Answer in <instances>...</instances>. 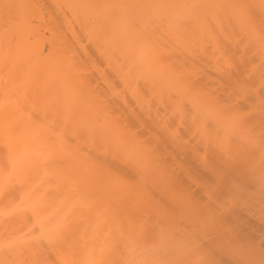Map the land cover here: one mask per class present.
Listing matches in <instances>:
<instances>
[{
	"label": "bare ground",
	"instance_id": "6f19581e",
	"mask_svg": "<svg viewBox=\"0 0 264 264\" xmlns=\"http://www.w3.org/2000/svg\"><path fill=\"white\" fill-rule=\"evenodd\" d=\"M249 3L247 0H0V264H164L165 258L160 257L166 251L163 245L160 248L164 252L159 250L158 256L153 255L160 259L154 260L145 254L147 247L145 251L137 247L136 240L142 222L139 219L145 217L142 215L151 208L154 213L147 212L146 216L148 213L155 216L157 212L160 216L159 211L162 212V192L159 190L162 196L156 205L157 198L150 195L155 192L149 189L151 186L157 189L162 178L171 184L168 187L163 182V187H168L170 193L174 186L179 187L202 215L236 221L241 226L237 235L248 242L255 240L254 227L245 226L254 219L243 221L244 210L226 203L228 197L238 201L240 194L244 195L242 191L264 195V179L261 182L258 179L259 184L253 186L247 182L248 177L255 179L253 174L264 169L263 166L259 170L261 162L256 160L264 162V145L259 141L264 140V133L254 123L264 118V86L259 84L264 77V22L250 25L254 16L250 14L258 4L253 0ZM144 94L145 98L154 95L155 107L158 100L169 105L167 98L174 105L179 102L175 101L176 96L188 97L184 100L189 102H184L194 111L181 103L190 112L184 109V116L190 114L184 121L193 124L184 121L183 124L192 130L182 131L189 133L187 137H192L194 145L186 140L181 143L179 136L170 132L173 122L182 118L179 117L182 110L176 115L179 118L168 116L176 121L173 117L168 121L165 119L168 114L162 116L165 106L159 105L163 109L156 108L160 110L157 112ZM170 105L168 110L176 106ZM211 108L217 110L214 112L217 115L208 112ZM206 119L213 121L209 124ZM204 120L208 123L205 129L200 126L191 133L194 126L204 125ZM162 127L169 129L168 135ZM246 133L247 139L242 137ZM83 135L91 146L88 142L84 146ZM98 135L105 145L114 137L115 142L112 139L109 142L115 143L114 149L104 148L107 154H113L115 151L111 150L119 146L120 151L116 149L112 159L115 161L118 156L116 161L120 165L104 153L106 150L103 152L101 140L96 139L101 147L95 142L102 151L95 145L92 147ZM178 140L179 145L173 144L177 147L182 144L186 149L175 148L178 154L183 151L179 160L178 154L169 150L172 142ZM133 142L138 144L135 150ZM208 142L212 146H207ZM215 142L216 148L212 144ZM141 146L145 153L137 152H141ZM151 154L156 158L153 156L149 161ZM143 155L149 158L145 165L141 163ZM246 156H251V161ZM248 159L249 166L254 163L251 171L244 165ZM185 173L194 176L191 180L180 179ZM179 188L174 189L176 196ZM174 195L169 197L174 200L170 204L177 205L183 198ZM245 196L249 195H244L243 200ZM149 197L155 200L151 204ZM135 201L139 206L133 209ZM145 203L144 213L141 208ZM118 211L126 212L119 213L122 219ZM130 212L132 216L139 215L138 220ZM130 217L137 223L130 221ZM151 218L146 219L147 224L143 223L149 225ZM115 219L121 222L120 227ZM127 221L133 222L130 231L133 239L135 234L136 243L129 234H120L119 228L129 227ZM161 224L151 223L150 228L143 225L150 232H142L140 226L143 239L148 232L155 233L153 237L159 234L157 237L161 239L160 233L169 228L167 225L162 228ZM127 228L124 232L130 229ZM134 229L137 231L133 233ZM168 231L171 233L170 228ZM190 235L191 232L182 234L181 239L174 241L177 243L174 253L177 251L179 257L170 255V264L191 257L180 251L192 244ZM157 237L155 246L160 241ZM141 241L145 240L139 241L142 247ZM192 248L193 245L187 251ZM166 252L164 255L171 254ZM189 258L180 264L187 261L196 264L193 257Z\"/></svg>",
	"mask_w": 264,
	"mask_h": 264
},
{
	"label": "rangeland",
	"instance_id": "374dc122",
	"mask_svg": "<svg viewBox=\"0 0 264 264\" xmlns=\"http://www.w3.org/2000/svg\"><path fill=\"white\" fill-rule=\"evenodd\" d=\"M247 1H248V3L250 2V0H247ZM251 1H252V0H251ZM253 2L255 3V5L258 4L257 6H255L256 8L258 7V9L256 10V8H255V11L252 12V13L250 14V15H254V16L252 17V22L250 23L251 26H254V25H256V24L259 23V22H264V21H263V20H264V0H260V1H259V0H253ZM251 3H252V2H251ZM254 3H253V5H254ZM249 4H250V3H249ZM250 6H251V5H250ZM253 7H254V6H253ZM251 9H252V6H251ZM250 20H251V18H250ZM262 77H263V76H262ZM257 81H258V80H257ZM259 81H261V82H259ZM259 81H258L259 84H261L260 87H261V86L263 87V86H264V85H263V84H264V82H263V81H264V77L262 78V80L259 79ZM262 83H263V84H262ZM259 84H258V86H259ZM261 94H262V93L259 94V97L262 96ZM179 95H180V94H179ZM246 95H247V94H245L244 96H246ZM263 95H264V93H263ZM152 96H153V97H152ZM145 97H146V95L144 94V98H145ZM149 98H150V99H149ZM152 98L155 100L154 95H151V96L149 95L148 98H145V99L151 100V105H152V102H154V101H152ZM186 98H188V97H187V96H184V95H183V97H182L181 95H180L179 97L176 96V97L174 98L176 102H177V100H179V102L182 101V102H180V103H179V102L175 103L176 106H174L175 104H174V105H170V104H171L170 102H171L172 100L169 101V100H167V98H166L165 100L169 102V105H170V106H174L172 110H170V109L168 110V109H167V108H168L167 106H169V105H166L167 102L165 103L163 100H158V101L156 100V101L158 102L157 105H156V107H155L154 105H152V106H154L155 109H156V108H159V109H160L161 104L165 106V109L161 108V109L164 110V112L162 111V114L164 113L163 115L161 114L162 116H164L165 114H168V115L165 116V119H167L168 116H171V115H173V116H176V115H177V116H178L179 114H182L181 116H179L180 118H181V117H182V118H181L180 120L178 119V122L176 121V119H174L173 116H172L173 119H172V117L168 118V121H170V120L172 119V120H175V121L177 122V125H175L176 122L174 123L173 121H171V124H172V122H173V124H174V125L172 124V125H173L172 127L176 126L175 128H173L174 130L172 129V127H171V128L169 127V128L171 129L170 132L174 131V132H175V133L173 132L174 135L177 134L176 137L179 136V138H177V139H179L181 143L183 142V140H184V141H185V140H186V141H190V139L192 138L191 136H190V137H187V135H188L189 133L186 135V133H185L186 131H182V130H184V129L186 130V128H187V129L189 128L188 125H187L188 122H190V125L193 124V123H191V121H190L189 119H188V120H189L188 122H187V121H186V122L184 121V118H185L187 115L190 116V114H187L186 116H184V111H185V110H186V111H188V110L191 111V110H190V109H191L190 104H188L189 106L186 104V103H188L189 101H187V100L185 101V100H184V99H186ZM180 99H182V100H180ZM263 99H264V98H263ZM173 101H174V100H173ZM184 101H185L186 103H185ZM261 101H262V99H261ZM263 101H264V100H263ZM263 101H262V102H263ZM159 102H160V104H159ZM178 103H179V104H178ZM181 103H182V104H186V105L188 106V110L185 109L186 105L184 106V105H182ZM153 104H154V103H153ZM155 104H156V103H155ZM177 104H178V105H177ZM159 105H160V106H159ZM179 105H180V106H179ZM152 106H151V107H152ZM151 107H150V110H151ZM178 107H179V108L181 107L180 110L177 109ZM154 108H153L152 110H155ZM159 109H156V111L158 112ZM161 109H160V110H161ZM166 109H167V110H166ZM184 109H185V110H184ZM212 109H213V108L209 109L208 112H210L211 115H217V113H216V114L214 113L215 111L217 112V110H216V109L212 110ZM152 110H151V111H152ZM160 110H159V112H160ZM181 110H182V111H181ZM210 110L213 111V112H211ZM156 111H154V112H156ZM165 111H166V112H165ZM168 111H170V112L168 113ZM176 111H177V112H176ZM178 111H181V112H179V114H178ZM189 111H188V112H189ZM193 111H194V110L192 109L191 112H193ZM203 112L206 114L205 111H202V113H203ZM185 113H186V112H185ZM189 113H190V112H189ZM204 113H203V114H204ZM210 113H209V114H210ZM159 114H160V113H159ZM177 116H176V117H177ZM176 117H175V118H176ZM179 117H177V118H179ZM189 118H190V117H189ZM254 118H255V117H253V119H254ZM169 119H170V120H169ZM211 119H212V117H211ZM211 119H210V120H211ZM260 119H261V120H260ZM260 119L258 118V120H257V118H255V120H257V121L254 122V123L256 124L257 128H258V126L260 125V126H259L260 132H263V133H264V128H263V127H264V120H263L264 118H263V117H262V118L260 117ZM186 120H187V118H186ZM206 120H208V122L210 121L209 119H206ZM206 120H204V125H199V124H198L199 126L196 125V126H198V127H195V126H194V130H193L191 133H194V131L197 132V130H199V128H201V127H202V128L204 127V129H205L206 124H208ZM255 120H253V121H255ZM262 120H263V121H262ZM183 121H184L185 123H187V124H183ZM212 121H213V120H212ZM212 121H210L209 124L212 123ZM180 122H182V123H180ZM261 122H262V123H261ZM166 123L169 124L170 122H167V120H166ZM259 123H260V124H259ZM171 124H170V125H171ZM262 124H263V125H262ZM168 126H169V125H168ZM168 126H166V127H168ZM200 126H201V127H200ZM208 126H209V125H207V127H208ZM140 128H141V127H139L138 129H140ZM160 128H161V127H160ZM162 128L164 129V133H165V131H166V135H168L167 133H168V130H169V129L167 128V130H165L164 127H162ZM191 128H192V127H191ZM191 128H190V129H191ZM262 128H263V129H262ZM180 129H181V130H180ZM190 129H188V131H189ZM206 129H208V128H206ZM175 130H177V131H175ZM191 130H192V129H191ZM162 132H163V131H162ZM170 132H169V133H170ZM156 133L162 136V134H160L159 132L156 131ZM156 133H154V134H156ZM182 133H183L184 137H182V136H183ZM184 133H185V134H184ZM171 134H172V133H171ZM195 134H197V133H195ZM166 135H165V136H166ZM174 135L172 134L171 137H173ZM85 136H86V135H83L82 137L85 138ZM155 136H157V135H154V137H155ZM165 136H164V137H165ZM185 136H186V138H185ZM188 136H189V135H188ZM198 136H199V135H198ZM96 137H98V138H96ZM96 137H94V140L92 141L93 143H95V144H92V147H93V145L96 146V142H97L96 139H98V141L101 140L100 142H102V144L99 142L100 145H103V144H104V146H102L103 149H104V150H103V149H100L99 147H97V146L99 145V143L97 142L98 145H97L96 147L99 148L98 150H101V151L103 150V152H104V151L107 149L106 147H108V149H107L108 151L110 150L109 148L112 149L113 147H115V146H114L115 143L112 144V143H113V142H112V143L109 144L110 139H112L111 141H114V140H113L114 137H113V138H109V140L106 142V145H105V143H103L102 136H99V135H98V136H96ZM100 137H101V139H99ZM158 137H160V136H158ZM158 137H157V138H158ZM167 137H169V136H167ZM176 137L174 136L173 139L176 138ZM242 137H245V138L247 139V133H246V135L244 134V136L242 135ZM157 138H156V139H157ZM161 138H163V137H161ZM182 138H183V139H182ZM86 139H87V138L83 139V144H84V146H85V143H86V142H88V143L90 142V141H88V140H86ZM151 139L153 140V138H150V143L152 142V144H153L154 142H153ZM169 139H170V138H169ZM181 139H182V140H181ZM212 139H213V138H212ZM212 139H211V140H212ZM259 139H260V138H259ZM263 139H264V137H263ZM85 140H86V141H85ZM154 140H155V138H154ZM171 140H172V139H171ZM179 140L176 141V142L173 141L171 145H172V146L175 145V144H173V143H176V145H177V144L179 145ZM208 140H209V142H212V141H210V139H208ZM254 140H255V139H254ZM257 140H258V139H257ZM81 141H82V139H81ZM95 141H96V142H95ZM259 141L262 142V144L264 145V140H261V139H260ZM114 142H115V141H114ZM134 142H136V141H134ZM134 142H133V145L131 144L132 146H135V147H133V150H135L134 148H136V147L138 148V146H137V145H138V144H137L138 142L136 143L137 145H135ZM209 142H208V145H207V146L210 145ZM256 142H257V141H256ZM81 143H82V142H81ZM90 143H91V142H90ZM90 143H89V146H91ZM150 143H149V144H150ZM191 143H192V144H191ZM195 143H196V141H195ZM221 143H222V141L220 142V144H221ZM244 143H245V142H244ZM83 144H82V146H83ZM108 144H109L110 146H108ZM146 144H147V143H146ZM169 144H170V143H169ZM169 144H168V146H169ZM190 144H191V145H194V142H191V141H190ZM212 144H214L213 146H215V148H216L217 142L212 143ZM247 144H249V143H247ZM100 145H99V146H100ZM111 145H113V146H111ZM131 145H130V148H131V150H132V146H131ZM171 145H170L169 150H170L171 152H172V151L174 152V153L172 152L173 155L178 154V152H179V151L177 152L178 148H179V150H180V149L183 150V151L186 150V149H185V146H184V145L182 146V144H180L179 147H177L176 145H175L176 147H172ZM105 146H106V147H105ZM139 146H140V145H139ZM143 146H145V145H143ZM143 146H141V149L144 148ZM152 146H153V148H154V145H151V147H150V146L147 144V147L152 148ZM168 146H167V147H168ZM201 146H202V145H201ZM201 146H200V148L204 147V146H202V147H201ZM210 146H212V145H210ZM245 146H247V145L244 144L243 148H244ZM86 147H87V146H86ZM100 147H101V146H100ZM104 147H105L106 149H105ZM117 147H119V146H117ZM117 147L115 148V150H113V151L111 150V152H114V151H115V152H114L115 154H114V153H113V154H112V153H111V154H110V153L107 154V152H108L107 150H106L104 153H106V154L111 158V160H113L112 158H114V156L117 154V152L120 151V148H117ZM181 147H182V148H181ZM183 147H184V148H183ZM217 147H219V145H218ZM94 148H95V147H94ZM97 148H96V150H97ZM139 148H140V147H139ZM175 148L177 149L176 151H175ZM113 149H114V148H113ZM116 149H117V152H116ZM141 149H140V150H141ZM147 149H148V148H147ZM244 149H245V148H244ZM246 149H247V147H246ZM118 150H119V151H118ZM143 150H145V149H142L141 152H140L139 150L137 151V149H136V151L139 152L140 154L142 153ZM101 151H100V153H101ZM148 151H150V150H148ZM183 151H180V153L178 154V160H179V158H180L179 155H180ZM200 151H202V150H200ZM98 152H99V151H98ZM143 152H144V151H143ZM160 152H161V151H160ZM163 152H164V151H163ZM163 152H162V153H163ZM176 152H177V153H176ZM144 153H145V152H144ZM146 153H147V152H146ZM151 153H152V152H151ZM112 155H114V156H112ZM144 155H145V154H144ZM144 155H143V157H144L143 159H142V157H141L142 155L140 156V158H141V160H142V162H141L142 165H145L146 162L148 161V159H149L150 157H151V158L149 159V161H150V160H153V159L156 158V156H154V155H153V156H154V158H153V156H152V154H151V155L149 156V158L147 159V158H146V157H148L147 154H146V157H145ZM111 156H112V157H111ZM259 156H260V155H259ZM259 156H255V159L258 158ZM116 157H118V156H116ZM116 157H115V161H114V160H113V161H114V163L117 165V164H118V162H117L118 160L116 159ZM152 158H153V159H152ZM247 158H250V161H251V156H250V157H247V156H246V159H247ZM252 158H253V157H252ZM253 159H254V158H253ZM255 159L252 160V161H255ZM116 160H117V161H116ZM146 160H147V161H146ZM256 160H258L259 162H261L260 165L262 166V168H261V166H260L259 170L262 171L263 166H264V162H262V160H260L259 158L256 159ZM143 161H144V163H143ZM250 161H249V159H248V161H245L246 163H245L244 165H245V168H246V169L250 167L249 170L251 171V169H252L254 163L251 162V165L249 166ZM263 161H264V160H263ZM151 162H152V161H151ZM151 162H150V163H151ZM246 164H248V166H246ZM118 165H120V164H118ZM113 168H114V167H113ZM117 170H118V169H117ZM249 170H248V171H249ZM115 171H116V168H115ZM263 171H264V169H263ZM263 171L261 172L262 174L264 173ZM116 172H117V171H116ZM116 172H115V173H116ZM118 172H120V171L118 170ZM261 173L257 172V174H253V177L256 176L255 179H253V178H250V179H249V177H248L247 182H248V181L251 182V183L253 182L252 184L249 183L248 185L253 186L254 184H256V185L259 184V182H261L260 180H263V179H264V175H262V177L259 176V175H261ZM121 174H123V173L121 172ZM181 175H182V176L179 177L180 179H182V178H187V179H189V180H191V176H194V175H190V174H188V173H187V175H189V176H187L186 173H185V174H181ZM113 176H115V178H116V176H117V178H118V175H117V174H116V175L114 174ZM121 176H122V175H121ZM123 176H124V175H123ZM257 176H259V177H257ZM260 177H261V179H260ZM123 178L129 179V180H130V179H131V180H132V179L135 180L134 177H126V176H125V177H123ZM197 178H198V177L195 176V179H197ZM118 179H119V178H118ZM121 179H122V178L120 177V180H121ZM162 179H163V178H162ZM162 179H161L160 182L158 183V188H157V189H158V191L160 190V191L162 192L163 196H162V194L160 193V191H159V193H157V191H156L157 189L153 188L152 186H151L152 189L148 187V186H150V185L146 186V188H149L150 190H152V191H150L151 193H152V192H155V193H152V194H150V195H152V197H154V198H157V199H155V200H156V201H155L154 199H153V200L151 199L152 197H151V198L149 197V198H150V201H149L150 204L152 203L151 201H155V204L157 203L156 205H158V204H160L159 202L162 201V202H161V205H160L161 208L163 207V208H162V212H161V210L159 211L160 207H159V208H156V211H157V209H158L160 216L158 215V212H157V214H156L155 216H153V215L151 214L153 219L150 217V216H151V215H149L150 213H148L149 217H147V216H148V215L146 216L147 212H151V213H152L153 210H154L153 208H151V205H148V208H149V206H150V208H151L150 210H151V211L149 210V211L146 212L145 215H142V216H145L144 218H140V217H141V215H140V217H139L140 219H139V220L142 219V222H141L140 226L143 227V225H145V223H143V222H146V224H147L146 219L151 218V219H150V222H149V225H145V226H148V228H150L149 226H150L151 223H152V224H155V223H160V222H162V223H163V224H161L162 228H166V227L168 226V227L171 229V233L168 231L169 228H166V229H168V230L163 229L162 233H160V235H161V236H160L161 239H160V238L157 237V235L159 236V234H156V236L153 237V234L155 235V233H151V234H150L149 232L151 231V229H150V231H149V230H147L145 227H143V228H142V229H143L142 232H144V230H145V232H146V231H149L148 234H149V235H152V237H151V236H149V235H147V234L145 233L146 236H148V237H146V238L143 239V236H141V233H140L142 229H141V227H140L139 224H138L137 226H139L140 229L138 230L136 226H135V228L139 231V232H138V231L136 230V231H137V234H139V238H138V235L136 234V235H137V237H136L137 239H136V238H135V234H134V239L137 240V242H138V243H137V244H138L137 247H138L140 250H141V248H144V249H142V250L145 251V250H146V247H147V250L145 251V254H147V255L149 254V257H150V258H154V260H156V259L158 258V257H157V258L155 259V256H153V255H156V254H154V253H157V256H158V255L161 253L160 251L164 252V250H166V251H168L169 253H170V251H171V254L168 253L169 255H164V253L166 252V251H165L164 253H161L162 255L160 256L161 258H162V257L165 258V259L162 260L164 264H167L168 262H169L168 264H170V261L172 260V259L169 258L170 255H171V258H173V256H175L174 254H176V252H177V251H175V253H174V250L177 249V248H176V247H177V246H176L177 243H174V241L177 242V241H178V238L181 239V235H182V234H186V233H188V232H189V233L191 232V235H190V240H191V241H189V242L192 243L190 246L193 245L192 250L187 251V249L189 250V247H190V246H188L187 248L185 247L186 251H185V249L182 250L181 247H180V249H181L180 251L184 252V253H183V256H184V255H187V256L190 255V256H191L190 258L193 257L192 260L194 259L195 261H194V260H193V261H194L196 264H201V263H202V264H205V262L208 263V264H236L237 262H238L239 264H240V263H241V264H254V263L260 264V262H261L262 264L264 263V256L261 255V254L264 255V249H263V248H264V231H263V230H264V225H263V224H264V218H263V217H264V210H262V207H264V197H263L264 195L262 196V193H255V191H253V192L255 193V195H253L254 193H251V195H250V194H248V193L243 192V191L241 190L242 188H241V189L239 188L238 190L242 191V193H244V195H249V196L251 197V198H249V196H245L246 199H248L249 201L246 200L245 197H244V200H243L242 197H243L244 195H242V194H240L242 197H241V198L239 197L238 201H237V199L234 198V197H232V198H229V197H228L227 200H229V201H232V200H233L231 203H230V202H227V200H226L227 206H229V205H235V206L238 207L237 209L244 210L245 214L247 213L246 216H247V217L249 216V217L246 218L245 214L243 213V214H244V216H243V217H244L243 221H245V220H247V219H248V221H249V218H250V217L252 218V220H253V219L256 220V221L253 220L252 223H250L251 226H250V225H245V226L250 227V228L254 227V228H252V230L255 229V230H253V231L256 233V238H255V240H253V241H251V242H248L244 237H241V238H240V237L237 235V233L240 231V228H241V226L239 225L238 222H236V221H232L231 219H227L226 221L229 222V223L226 224L227 222H226L225 220H223L222 218L219 219L218 217H214L213 215H211V217H210V215H209L210 218H207L208 215H207V217H206V215H202L201 211L198 212V210H199L198 207L196 208V207L193 205V203H192V204L189 203L190 201H189L188 196L185 195L179 187H177V186L175 187V186H174V187H175V188H174V187L172 186V187H173V189H172L173 191H172V193H170L171 190H170L168 187H171V184H168L167 180L164 182ZM195 179L192 178L193 182H194ZM251 179H252V180H251ZM258 179H259V182H258ZM131 180H130V181H131ZM133 180H132V181H133ZM197 180H198V179H197ZM250 180H251V181H250ZM163 182L166 183V186H168V187H163L164 185H161ZM254 182H255V183H254ZM156 187H157V186H156ZM159 187H160V188H159ZM161 188H162V189H161ZM178 188H179V191L177 190V191H178V192H177L178 195L176 196V194H175L176 192L174 193V191H175L174 189H178ZM115 189H118V187L115 188ZM164 190H165V191H164ZM169 190H170V191H169ZM115 191H116V190H115ZM118 191H119V190H118ZM168 192H169V194H168ZM179 192H180V193H179ZM164 193H165V195H164ZM148 194H149V193H148ZM172 194H173V195L175 194L174 196H176L177 198H178V197L183 198L182 200H180V199L178 200V204H177V205L180 206V204H182V205L180 206L181 209L185 206V207L182 209L184 212H183V211H182V210H181L176 204H175V205H176V208H174L175 205L170 204V203H172V202L174 201V200L172 201V200L170 199V198L173 197ZM179 194H180L181 196H183V195H184V196L181 197ZM182 194H183V195H182ZM260 194H261V195H260ZM150 195H149V196H150ZM153 195H155V196H153ZM157 195H159V196H157ZM160 195L163 197V199H160ZM171 195H172V197H170ZM258 195H259V196H258ZM167 196H168V197H167ZM260 196H261V197H260ZM164 197H165V198H164ZM169 197H170V198H169ZM176 197H175V200H177ZM186 197H187L188 199H187ZM255 197H260L261 199H260V198H255ZM158 198L160 199V201H159ZM167 198H169V199H167ZM173 198H174V197H173ZM237 198H238V197H237ZM252 198H253V199H252ZM164 199H165V200L167 199V201H165ZM184 199H185V200H184ZM186 199H187V200H186ZM235 199H236V200H235ZM240 199H241V200H240ZM254 199H255V200H254ZM262 199H263V200H262ZM234 200H235V201H234ZM106 201H107V200H106ZM147 201H148V200H147ZM163 201H164V203H163ZM181 201H182V202H181ZM241 201H242V204H240ZM149 202H148V204H149ZM179 202H181V203L179 204ZM191 202H192V201H191ZM173 203H174V202H173ZM188 203H189V204H188ZM228 203H229V205H228ZM243 203H244V205H243ZM111 204H112V203H109L108 206H111ZM134 204H135V205H133V204L131 205V207H132V206L134 207V208L132 207L133 209H135V206H137V205H136V201H135ZM163 204H165V205H163ZM169 204H170V205H169ZM190 204H191V205H190ZM146 205H147L146 203L143 205V207L141 208L142 211H143V208H144V210H146L145 207H144V206H146ZM162 205H163V206H162ZM167 205H168V206H167ZM172 205H173V206H172ZM239 205H240V206H239ZM251 205H252V206H251ZM113 206H114V205H112V207H113ZM138 206H139V205H138ZM138 206H137V207H138ZM140 206H141V205H140ZM169 206H171L172 208H171V207H170V208H167V207H169ZM193 206H194V207H193ZM241 206H242V207H241ZM253 206H254V207H253ZM112 207H111V208H112ZM131 207L129 206V209H130V210L128 209L129 211H131V209H132ZM152 207H154V206H152ZM164 207H166V208H164ZM177 207H178V208H177ZM186 207H187V209H186ZM239 207H240V208H239ZM260 207H261V208H260ZM133 209H132V212H133ZM152 209H153V210H152ZM165 209H166V210H165ZM169 209H170V210H169ZM193 209H194V210H193ZM196 209H197V210H196ZM253 209H254V211H253ZM257 209H258V211H257ZM147 210H148V209H147ZM188 210H189V211H188ZM111 211H112V210H111ZM186 211H187V212H186ZM252 211H253V212H252ZM260 211H262V212H260ZM112 212H113V211H112ZM112 212H111V213H112ZM122 212H123V211H122ZM124 212H125V211H124ZM124 212H123V213H124ZM143 212H144V211H143ZM143 212H141V213H143ZM168 212H170L171 215H170ZM173 212H175V213H173ZM178 212H179V213H178ZM255 212H256V213L258 212V214H260V215L255 214ZM259 212H260V213H259ZM119 213H121V211H120V212H119V211L117 212V214H119ZM123 213H121V214H123ZM125 213H126V212H125ZM125 213H124V215H125ZM130 213H131V212H130ZM144 213H145V212H144ZM153 213H154V212H153ZM155 213H156V212H155ZM162 213H163V214H162ZM164 213H165V214H164ZM167 213H168L170 216L167 215ZM176 213H177V214H176ZM182 213H183V215H182ZM249 213H251V214L249 215ZM117 214H115V215H117ZM132 214H133V213H131V216H132ZM178 214H179V215H178ZM186 214H187V215H186ZM253 214H254V215H253ZM124 215H123V216H124ZM162 215H164V216H162ZM175 215H176V217H175ZM251 215H252V216H251ZM112 216H113V214H112ZM119 216L121 217L122 215L119 214ZM119 216L117 215V216H115V217L118 219ZM137 216H139V215H135V216H132V217H133L134 220H136L135 218H136ZM161 216H162V217H161ZM204 216H205V217H204ZM259 216H260V217H259ZM120 217H119V218H120ZM127 217H129V214H128V213H127ZM132 217H130V218H131L130 221L132 220ZM155 217H156L157 219H156ZM166 217H169V218H166ZM173 217H174V219H173ZM179 217H180V218H179ZM256 217H259V218L261 219V221H260V219H257ZM122 218H123V217H121V219H122ZM176 218L178 219V222L181 220V222H179L181 228H180V226H179V223H178V222H177L178 224L176 223V221H177ZM214 218H216V221H217V222H216V221H213V220H215ZM255 218H256V219H255ZM262 218H263V220H262ZM121 219H120V220H121ZM143 219H145V220H143ZM160 219H162V220L164 219V220L162 221V220H160ZM166 219H167V220H166ZM169 219H171V220H169ZM207 219H208V220H207ZM209 219H210V220H209ZM218 219H219V220H218ZM115 220H116V219H115ZM120 220H119V221H120ZM123 220L125 221V218H124ZM123 220H122V222H123ZM126 220H127V218H126ZM128 220H129V218H128ZM134 220H132V221H134ZM137 220H138V217H137ZM148 220H149V219H148ZM152 220H153L154 222H152ZM165 220H166L167 222H165ZM221 220H222V221H221ZM229 220H230V221H229ZM159 221H160V222H159ZM170 221H171V222H170ZM209 221H210V223H209ZM218 221H219V222H218ZM220 221H221V223H220ZM258 221L260 222V224L262 223L261 226H260V224H258V223H259ZM114 222H115V221H114ZM116 222H117V224H119L118 227H120L121 222H118V220H116ZM116 222H115V224H116ZM125 222H126V221H125ZM128 222H129V221H127V223H128ZM134 222L137 223L136 221H134ZM139 222H140V221H138V223H139ZM168 222H169V223H168ZM172 222H175V224L178 225V226H176V225H175L174 223H172ZM207 222H208V223H207ZM213 222H214V223H213ZM215 222H216L217 224H215ZM222 222H223L224 224H223ZM233 222H234V223H233ZM257 222H258V223H257ZM131 223H133V222L128 223V224H129V225H128V226H129L128 228H130V227L132 226ZM142 223H143V224H142ZM181 223H182V224H181ZM211 223H212V224H211ZM232 223H233V224H232ZM241 223H242V222H241ZM130 224H131V225H130ZM169 224H171V225H169ZM183 224H185L184 227H183ZM189 224H190V225H189ZM220 224H221V225H220ZM257 224H258V225H257ZM126 225H127V224H126ZM133 225H134V224H133ZM166 225H167V226H166ZM208 225H209V226H208ZM230 225H231L232 227H231ZM235 225L237 226V228H236ZM115 226H116V225H115ZM163 226H164V227H163ZM165 226H166V227H165ZM171 226H172V228H171ZM174 226H175V227H174ZM185 226H186V227H185ZM218 226H220V227H218ZM222 226H223V227H222ZM233 226H234V227H233ZM255 226H256V228H255ZM118 227H115V228H114V231H115V229L118 228ZM124 227H125V226H124ZM151 227H152V226H151ZM126 228H127V226H126L125 228H123V229H122V227H121V229L119 228V231L121 230V231H120V234H121V233H122L121 235H124V234H125V236L129 234L130 237H131V241L133 240V242L136 243V242H135L136 240L133 239L132 231H130V230H133V228L131 227L132 229L130 228L129 230H126V232H124V229H126ZM128 228H127V229H128ZM174 228H175L176 230H175ZM232 228H233V230H232ZM238 228H239V231H238ZM259 228H260L261 230H260ZM217 229H218V230H217ZM223 229H225V230H223ZM234 229H235V230H234ZM256 229H257L258 232H256ZM117 230H118V229H117ZM117 230L115 231V232H116V235H117V233L119 234V232H117ZM174 230H175V231H174ZM177 230H178V231H177ZM226 230H227V231H226ZM230 230H231L233 233H232ZM129 231H130L131 233H127V232H129ZM136 231H135V229H134L133 233L136 232ZM167 231H168V232H167ZM123 232H124V233H123ZM166 232H167L168 234L170 233L169 236H168V234H167ZM173 232H174V235H173ZM215 232H216V233H215ZM261 232H262V233H261ZM113 233H114V232H113ZM180 233H182V234L180 235ZM197 233H198V234H197ZM200 233H201V234H200ZM209 233H210V234H209ZM225 233H227V234L225 235ZM258 233H259L260 235H258ZM145 234H144V237H145ZM200 235H201L202 237H200ZM216 235H217V236H216ZM223 235H224V236H223ZM166 236H168V237H166ZM179 236H180V237H179ZM211 236H213V237H211ZM225 236H226V237H225ZM228 236H229V237H228ZM117 237H118V236H117ZM117 237H116V238H117ZM140 237H142V238H140ZM149 237H151L152 239H150ZM156 237L160 240V241L158 242V244L156 245L157 247L155 246V244H153V242L155 243V241H156V239H155ZM165 237H166V238H165ZM194 237H196V238H194ZM230 237H231V238H230ZM118 238H119V237H118ZM118 238H117V239H118ZM148 238L150 239V242H149ZM202 238H203V239H202ZM214 238H215V239H214ZM217 238H219V239H217ZM222 238H223V239H222ZM225 238H226V239H225ZM239 238H240L241 240H240ZM117 239H116V240H117ZM138 239H140V240H145V243L141 241L142 244H143L142 247H141V244L139 243L140 240H138ZM207 239H208L209 241H208ZM118 240H120V238H119ZM153 240H154V241H153ZM176 240H177V241H176ZM194 240H195V242H194ZM199 240H200V241H199ZM219 240H220V241H219ZM232 240H233V241H232ZM236 240H237V241H236ZM262 240H263V241H262ZM120 241H121V240H120ZM196 241H197V242H196ZM201 241H202V242H201ZM218 241H219V242H218ZM235 241H236V242H235ZM245 241H246L247 243H246ZM255 241H257V244H256V243H255V244L258 245V246H260V247L255 246V244H253V242H255ZM259 241H260V242H259ZM146 242H147L148 245L146 244ZM161 242H162V244H161ZM198 242L200 243L201 246L198 245V247H197V244H199ZM206 242L209 243V245H207ZM210 242H211V243H210ZM213 242H214V245H213ZM216 242H218V243H216ZM220 242H221V243H220ZM223 242H224V243H223ZM151 243H152V244H151ZM173 243H174V245H173ZM215 243L217 244V246H216ZM235 243H236V244H235ZM245 243H246L247 245H246ZM137 244H136V245H137ZM183 244H184V243H183ZM186 244H187V242H186ZM195 244H196V245H195ZM240 244H241V245H240ZM244 244H245V247H243ZM260 244H261V245H260ZM145 245H146V246H145ZM151 245H152V246H151ZM161 245H163L162 248H163L164 250H163L162 248H160ZM194 245H195V247H196L198 250H197V249H194ZM204 245H206V246H204ZM210 245H211L212 247H211ZM221 245H222V246H221ZM239 245H240V246H239ZM248 245H249V246H248ZM250 245H251V246H250ZM252 245H253V246H252ZM186 246H187V245H186ZM199 246H200V247H199ZM246 246H247V250H246ZM149 247H150V248H149ZM153 247H155L156 249H154ZM183 247H184V245H183ZM203 247H205V248H203ZM207 247L210 248V249H208ZM238 247H240V248L237 249ZM120 248H121V247H120ZM120 248H119V249H120ZM174 248H176V249H174ZM217 248H218V249H217ZM233 248H234V249H233ZM157 249H158V250H157ZM190 249H191V248H190ZM200 249H201V250H200ZM211 249H212V250H211ZM228 249H229V250H228ZM251 249H252V250H251ZM253 249H254V250H253ZM255 249H256V250H255ZM261 249H262V250H261ZM121 250H122V249H121ZM155 250H157L158 252L155 251ZM159 250H160V251H159ZM194 250H195V251H194ZM208 250H209V251H208ZM219 250H220V251H219ZM223 250H224V251H223ZM147 251H148V253H147ZM149 251L151 252V254H150ZM153 251H155V252H153ZM180 251H179V249H178V252H180ZM192 251H193L195 254H194ZM198 251L201 252V253H199ZM204 251H208V252L205 253ZM245 251H246L247 253H246ZM248 251H249V253H248ZM260 251H261V252H260ZM159 252H160V253H159ZM182 252H180V253H182ZM188 252H189V254H187ZM191 252L193 253V255L191 254ZM197 252H198V253H197ZM209 252H210V253H209ZM232 252H233L234 254H233ZM244 252H245V253H244ZM158 253H159V254H158ZM166 253H167V252H166ZM166 253H165V254H166ZM196 253H197V254H196ZM218 253H219V254H218ZM221 253H222L223 255H222ZM203 254H206V255H204L205 257L203 256ZM213 254H214V255H213ZM216 254H217V255H216ZM246 254H247V255H246ZM251 254H252V255H251ZM150 255H151V256H150ZM176 255H178V254H176ZM180 255H181V254H180ZM209 255H211L212 257L209 256ZM228 255H229V256H228ZM233 255H234V256H233ZM164 256H168L167 258H169V259H167V258L164 257ZM183 256H182V257H183ZM194 256H195V257H194ZM200 256H202L203 259H201ZM221 256H222V257H221ZM254 256H255V257H254ZM175 257H176V256H175ZM175 257H174V258H175ZM178 257H179V255H178ZM185 257H186V256H185ZM185 257H184V260H183V258H182V259H177L175 263H177V262H178L179 264H180V263H185V260H187V258H189V256L186 257V259H185ZM197 257H198V258H197ZM213 257H214V258H213ZM239 257H242V258L240 259ZM253 257H254V258H253ZM176 258H177V257H176ZM190 258H189L188 260H190ZM196 258L199 260V262H198V260H197ZM244 258H245V259H244ZM247 258H249V259H247ZM256 258H257L259 261L256 260ZM158 259H160V258H158ZM158 259H157V260H158ZM215 259H216L217 261H216ZM219 259H220V260H219ZM169 260H170V261H169ZM192 260H191V261H192ZM200 260H201V263H200ZM209 260H210V261H209ZM224 260H225V261H224ZM180 261H181V262H180ZM203 261H204V262H203ZM235 261H237V262H235ZM244 261H245V263H244ZM262 261H263V262H262ZM218 262H219V263H218ZM221 262H222V263H221ZM186 263L189 264L188 261H187ZM191 263H192V262H191ZM192 264H194V263H192Z\"/></svg>",
	"mask_w": 264,
	"mask_h": 264
}]
</instances>
